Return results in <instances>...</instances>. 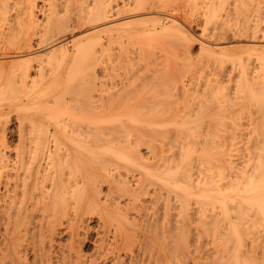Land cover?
<instances>
[{
    "label": "bare ground",
    "instance_id": "6f19581e",
    "mask_svg": "<svg viewBox=\"0 0 264 264\" xmlns=\"http://www.w3.org/2000/svg\"><path fill=\"white\" fill-rule=\"evenodd\" d=\"M189 231L264 264V0H0V264H179Z\"/></svg>",
    "mask_w": 264,
    "mask_h": 264
},
{
    "label": "rangeland",
    "instance_id": "374dc122",
    "mask_svg": "<svg viewBox=\"0 0 264 264\" xmlns=\"http://www.w3.org/2000/svg\"><path fill=\"white\" fill-rule=\"evenodd\" d=\"M181 23H182V21H180V24H181ZM183 23H184V24H182V26H183V25L186 26V27H184L185 32H186V31L189 32V30H190L189 33H191V34L193 35V43H192V45H194V46L191 45V46H190V50L192 49V51H193V52L191 51L192 54H193V53H196V55H199L198 53H200V52H199V51H200V50H199L200 48L198 47L199 45H198V38H197V37H198V33H199L198 31H199V30L196 29V26H195V25L193 26V24H191V25L193 26V27H192V26H190V24L187 25V23H185V22H183ZM191 27H192V30H191ZM186 28H187V29H186ZM188 29H189V30H188ZM193 29H194V30H193ZM193 33H194L195 35H194ZM76 34H77V33H75V35H76ZM187 34H188V33H187ZM191 34H188V35L192 36ZM124 38H125V37H124ZM194 38H195V39H194ZM196 38H197V41H196ZM125 39H126V38H125ZM125 39H124L123 42H125ZM135 39H136V41L134 40V38H132V39L127 38V40H131V41H129L128 43L126 42L127 44H126V43H123V44H125V45H123V46H125V48H127V49L129 50V53H128V51H127V52L125 51V50H127V49L124 50L123 46H121V45H122V43H121L122 41L120 42L121 45L118 44L119 42H116L115 44H116L117 46L115 45V46H116L115 48L117 49V47H118V48L121 47L120 50H122V53H121V54H123V55H125V54H128V55H129L130 53L134 54V53H135L134 51H137V49L142 48V46H145V47H143L142 49L146 48V45H142V46H141V44H140L141 42H143V44H145L144 41L139 40V39H137V38H135ZM132 40H133V41H132ZM194 41H195L196 43H195ZM136 42H137V43H136ZM135 44H136V45H135ZM139 44H140L141 47H139ZM137 45H138V46H137ZM132 46H134V47H133L134 50H133L132 52H130V51L132 50V49H130ZM147 46H148V45H147ZM156 46L158 47V46H160V44H159V45H156ZM156 46H154V47L157 48ZM128 47H129V48H128ZM137 47H138V48H137ZM196 47H197V48H196ZM115 48H114V49H115ZM148 48H151V46L148 47ZM135 49H136V50H135ZM146 49H147V48H146ZM157 49H158V50L154 49V51H155V53H157L156 55H157V57H158V59H157V57H155V58L157 59V61H158V62H157V61H156V62L158 63V65H160V66H162V67L159 66L157 69L151 67V66H152L151 63L155 60V58H154V60H153L151 63H148L149 65L151 64V66H149L150 69L148 68V69L146 70V71H148V70H152L153 72H152V71H148V72H150V73L146 74V73H145L146 71H144V73H145L146 75H149V74L152 75V76H153V74H154V75H157V73H158L159 71H160V72H161V71L163 72V70H164V67H163L164 64H163V63H164L165 60L167 61V59H164V58L166 57L165 55H164L165 57H163V55H161L162 53H160V52H163V51H161L159 48H157ZM197 49H198V50H197ZM140 51H141V49L139 50V52L137 51V52H138L137 54H139ZM142 51H143V50H142ZM142 51H141V53H143ZM152 51H153V50H152ZM154 51H153L152 55H153V54L155 55ZM197 52H198V53H197ZM159 53H160V54H159ZM148 54L151 55V52L148 53ZM163 54H166V52L164 51ZM135 55H136V54H134V56L132 55V57H133V58H138V57H139V56H137V55L135 56ZM141 55H142V54H141ZM141 55H140V56H141ZM145 55H147V54L145 53ZM160 55H161V56H160ZM127 57L130 58V60H129V59L127 60V63H131V62H132V63H131L132 65L129 64L130 66H133V64L136 65L135 62L133 63V60H136V59H132L131 54H130L129 56H127ZM153 57H154V56H151L150 58H153ZM10 58L12 59V56H10ZM10 58H7V59L5 58L4 60H10ZM160 58H161V59H164V60H162L163 63H161L162 61H160V60H161ZM131 59H132V60H131ZM1 60H3V59H1ZM130 61H131V62H130ZM136 61H139V60H136ZM140 61H141V60H140ZM140 61H139V62H140ZM166 61H165V63H166ZM139 62H138V63H139ZM156 62H154V65H155ZM125 63H126V62H125ZM157 63H156V64H157ZM162 64H163V65H162ZM127 65H128V64H127ZM158 65H157V66H158ZM125 66H126V65H125ZM130 66H128L127 68H129ZM152 68H153V69H152ZM125 69H126V68H124V71H125ZM155 70H157V73H156ZM159 74L161 75L162 73H158L157 76H159ZM117 75H118V76L120 75L119 77H121V74H116V76H115V78H114L115 80L119 79V77H117ZM155 78H156V77H155ZM158 78H159L158 80H160L161 76H159ZM156 80H157V78H156ZM160 81H162V79H161ZM160 81H159V83H160ZM156 82H157V81H156ZM156 82H155V79L153 78V79H152V84H151L153 87H151V88H152V89H151L150 86H148V88H150L152 91H153V90H158V89L160 88V87H159L160 84H159V83L157 84ZM150 83H151V82H150ZM150 83H149V84H150ZM107 87H108V86H105V87H104L105 90H108ZM153 88H154V89H153ZM102 90H103V89H102ZM151 90H150V92H152ZM76 94H77V93H76ZM77 95H79V94H77ZM80 95H81V94H80ZM81 96H82V95H81ZM79 97H80V96H79ZM82 98H83V96H82ZM169 98H172V99H173L172 96L169 97ZM180 98H182V97H180ZM180 98H179V99H180ZM16 120H17V119L15 118V115L11 113L10 118H9V121H8V131L6 132V142H7L8 146H10L11 148H13V147L18 143V141H17V137H16L17 135L15 134L16 131H17V130H16V129H17V121H16ZM14 122H15V123H14ZM11 132H12V133H11ZM16 142H17V143H16ZM145 202H146V204L150 207L149 204H151V203H150L149 201H148V202L145 201ZM170 202H171V201H170ZM172 202H176V200L173 199ZM177 202H178V201H177ZM177 202H176V203H177ZM151 206H152V205H151ZM161 209H162V208H161ZM161 209H160V210H161ZM151 210H152V209H149V208H148V211H151ZM152 211H153V210H152ZM152 211H151V212H152ZM168 211H170V214H171V212H173V209H172V210H168ZM174 211H175V210H174ZM162 212H164V211L159 212V214H157V212H155V213L157 214V216L159 215L158 217H156V214L154 213V216H155L154 218H155V219L157 218V220H158V221H156V222H159V220L161 221L162 218L165 219V218L168 217V218L171 219V215H170V216L168 215L169 213L166 214V215H164ZM160 214L162 215V217H161ZM163 215H164V217H163ZM172 215H173L172 218H174L175 215H174L173 213H172ZM160 217H161V218H160ZM95 218H96V217H95ZM170 219H169V220H170ZM162 221H163V220H162ZM165 222H166V224H167V225H166V224H165V225H166V226H169L168 224H169L170 221L168 222V220L165 219V220H164V223H165ZM172 222H173L172 225H174V224H175V223H174L175 220L173 221V219H172L171 223H172ZM160 223H161V222H159L158 224H160ZM90 224H94V220H92V221L90 222ZM142 226H143V225H142ZM192 226H194V228L196 229L195 225L191 224V227H192ZM169 227L171 228V225H170ZM173 227H174V226H172V228H173ZM140 228H141V229H140ZM172 228H171V229H172ZM194 228L192 227L193 230H195ZM159 229H160V228H159ZM168 229H169V228H168ZM192 229H191V230H192ZM136 230H137L138 233H137L136 231H135V232H136V234L139 235V236L137 235V237H138V239H139V238H140V235H141V237H142V235H144V232H145V231L142 229L141 226L138 227V229L136 228ZM160 230H161V229H160ZM169 230H170V229H169ZM169 230H167V231H168L170 234H172L171 231H173L174 228H173L172 230H170V231H169ZM191 230H190V231H191ZM193 230H192L191 232H193ZM196 230H197V229H196ZM139 231H140V232H139ZM161 231H162V230H161ZM161 231L158 230V232H160V233H161ZM190 231H189V233H188V239H187V241L184 240V241H186V242L189 241V242L187 243L188 246H189V244L191 245V246H189V249H186L187 254H189V255L186 256V255H185L186 253H184V257H185L186 260H183L182 258H184V257H182L181 260L179 259L181 262H180V261H177V262H179V264H180V263H181V264H192V263H194V262H195L194 264H202L203 261H204L203 264H223V263H224V262H220V261L214 260V259L216 258L217 253H218V252L215 250V248H216V246H215V242H213V240H211V241H210V240H207L206 242L210 241V242H208V244H207V243L205 242V240L203 239L206 235H204L203 238H202L203 241H204V243H205L206 245H205L204 243H202V244H204L205 246H207L206 248H208V249L205 248L204 250H206V251H208V252H210V253L205 255L204 252L206 253V251L202 250V249H203V248H202L203 246L200 247V249L197 248V250L192 249V248H194V247H195V249H196V246H195V245H196L197 242H196V243L194 242V241H196V239H194V235L197 233V231H196V233H194V234L191 233ZM141 232H142V233H141ZM164 233H165V231H164ZM166 233H167V232H166ZM166 233H165V234H166ZM190 233H191V234H190ZM170 234H169V235L167 234V235L170 237ZM192 234H193V236H192ZM92 235H93V234H92ZM190 235H191V236H190ZM196 235H197V234H196ZM161 236H162V235L160 234V237H161ZM168 236H167V237H168ZM209 236H210V235H207V239H208V238L211 239V237H209ZM169 237H168V240H169ZM189 238H190V239H189ZM195 238H196V237H195ZM140 239H142V238H140ZM205 239H206V237H205ZM212 239H214V238L212 237ZM193 240H194V241H193ZM139 241H140V240H139ZM160 241L162 242V239H160V240L155 244V246H154V249L157 248L158 250L156 249V250L153 251V253H152L153 256H154V254H155L157 251L160 253L161 251L164 252L166 249H167V250L169 249L166 245H165V246H166V247H165L164 244H167V243H168V246L171 245V242H169V241L167 242V238H166V241L164 240L165 242L163 241V244H162ZM184 241L182 242V246H183V247H184V245H186ZM212 242H213V243H212ZM160 243H161L162 245H161ZM169 243H170V244H169ZM193 243H194V244H193ZM209 243H210V244H209ZM159 244H160V245H159ZM192 244H193V245H192ZM156 245H157V246H156ZM232 245H233V243H232ZM89 246H90V244L88 245V248H89ZM160 246H161L162 248H164V249H160V248H161ZM193 246H194V247H193ZM208 246H209V247H208ZM210 247H211V248H210ZM212 247H213V248H212ZM232 247H233V246L230 247V250H233ZM186 248H187V247H186ZM209 248H210V249H209ZM170 249H171V248H170ZM190 249L194 250L195 252H193V251L188 252ZM211 249H212V250H211ZM149 250H150V249H149ZM149 250L146 251V252L149 253ZM198 250H199V252H200V250H201L202 252H203V251H204V252H203V253H202V252L199 253V252H197ZM209 250H210V251H209ZM155 251H156V252H155ZM212 251H214V252H213V253H214V258H213V259H212L213 253H211ZM154 252H155V253H154ZM158 252H157V253H158ZM162 252H161V253H162ZM191 252H193V253L191 254ZM208 252H207V253H208ZM231 252H232V251H231ZM194 253H196V254H194ZM197 253H198V254H197ZM199 254H200L201 256H202V254H204V255H203L202 257H201V256L199 257V256H198ZM211 254H212V255H211ZM179 255H182V254L179 253ZM194 255H195V257H197V256H198V257H197V258H194ZM196 255H197V256H196ZM155 256H156V254H155ZM186 257H187V258H186ZM191 257H192V258H191ZM204 257H205V259H204ZM172 258H173V259H176V258H174V257H172ZM190 258L193 259V260H191L192 263H190V262H191V261L189 260ZM198 258H199V259H198ZM200 258H202V259H200ZM209 258H210V260H209ZM173 259H172V260H173ZM187 259H188V261H187ZM196 259H198V261H196ZM172 260H171V261H172ZM199 260H201V262H200ZM171 261H169V263H168V262H167V263H168V264H174V262H171ZM173 261H174V260H173ZM175 261H176V260H175ZM182 261H183L184 263H183ZM186 261H187V262H186ZM215 261H216V262H215ZM185 262H186V263H185ZM164 263H165V262H163V264H164ZM161 264H162V263H161ZM176 264H177V263H176ZM224 264H225V263H224Z\"/></svg>",
    "mask_w": 264,
    "mask_h": 264
}]
</instances>
